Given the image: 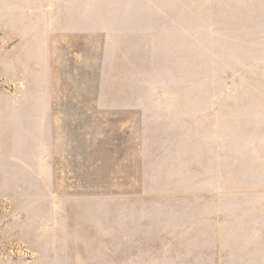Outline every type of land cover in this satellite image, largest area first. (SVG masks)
Instances as JSON below:
<instances>
[{"label":"rangeland","instance_id":"rangeland-1","mask_svg":"<svg viewBox=\"0 0 264 264\" xmlns=\"http://www.w3.org/2000/svg\"><path fill=\"white\" fill-rule=\"evenodd\" d=\"M210 241L264 264V0H0V264Z\"/></svg>","mask_w":264,"mask_h":264},{"label":"crops","instance_id":"crops-1","mask_svg":"<svg viewBox=\"0 0 264 264\" xmlns=\"http://www.w3.org/2000/svg\"><path fill=\"white\" fill-rule=\"evenodd\" d=\"M215 228H213V227ZM210 226L208 229L204 231V233H207L210 231L209 237L214 239L216 236L219 238V232L217 233L216 231V226L213 224ZM212 227V228H211ZM133 229H138L139 233L141 231V226L133 228ZM214 229V230H213ZM225 236V235H224ZM226 237V236H225ZM209 238V239H210ZM207 246H205V251L201 255H191L189 254L192 252H195V247L189 248L190 250L188 251L189 254L188 256L185 257H173V256H165L164 258H159V257H152L151 259L143 258L141 255V252L133 257H130L129 259H126V264H258V257H257V252H255V244L256 242H251V252L248 255H240L237 257H232L229 261L226 256H223L220 254V250L216 247H214L211 243L209 242ZM216 246V245H215ZM192 249V250H191ZM254 249V250H253ZM194 250V251H193ZM197 251V249H196Z\"/></svg>","mask_w":264,"mask_h":264}]
</instances>
